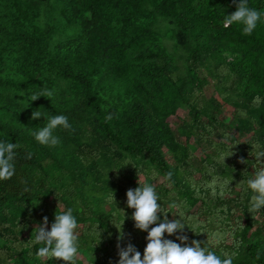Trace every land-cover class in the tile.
I'll list each match as a JSON object with an SVG mask.
<instances>
[{"label":"trees","instance_id":"obj_1","mask_svg":"<svg viewBox=\"0 0 264 264\" xmlns=\"http://www.w3.org/2000/svg\"><path fill=\"white\" fill-rule=\"evenodd\" d=\"M239 3L0 0V142L20 145L15 175L0 181V264H64L38 260L40 245L29 242L45 217L50 231L69 208L79 225L77 264H119L129 244L143 258L148 232L135 227L126 195L138 174L155 186L170 222L179 219L170 203L185 213L189 228L164 239L203 247L220 233L210 247L218 256L236 251L233 264H264V209L253 219V193L240 184L260 167L252 145L264 151V0H247L261 15L250 36L223 27ZM43 89L53 95L32 101ZM225 106L234 110L229 121ZM184 109L175 130L169 119ZM55 115L71 130L54 133L56 146L39 144L33 133ZM220 153L230 156L225 164ZM224 179L232 183L222 196ZM96 225L101 239L90 234Z\"/></svg>","mask_w":264,"mask_h":264},{"label":"clouds","instance_id":"obj_2","mask_svg":"<svg viewBox=\"0 0 264 264\" xmlns=\"http://www.w3.org/2000/svg\"><path fill=\"white\" fill-rule=\"evenodd\" d=\"M261 19L260 12L248 6L247 0H240L237 10L225 16L223 20V27L228 28L232 25L241 26L242 33L246 36L252 35L257 28V24ZM53 92L48 89H43L40 93L31 96L32 101H36L40 97L50 98ZM50 100V99H49ZM252 104L254 107H259L261 104V97H254ZM241 117H246L247 113L243 110L240 111ZM41 112L35 111L32 113V119L37 120L41 118ZM109 115L106 119H111ZM58 129L71 130V125L68 118L64 115H55L47 118L45 126L34 132L35 140L44 146H56L60 143L59 136L54 133ZM252 155L256 158L257 165L260 167L255 168L254 178L248 179L246 182L242 181L240 184L247 186L243 188L245 193L250 189L253 195L250 199L249 213L253 219L264 209V151L260 150L259 144L252 145ZM20 148L18 143L0 142V181L11 180L15 175L14 159L16 156V149ZM230 156L225 153H220L219 161L225 164L226 158ZM31 159V153L27 156ZM131 165V164H128ZM126 165V166H128ZM125 166V167H126ZM133 166V165H132ZM135 167V166H133ZM136 168V167H135ZM138 172V170H137ZM139 176V187L135 190L127 191V206L134 209L132 219L135 221V227L139 230L148 232L147 246L145 248L143 258L131 244L126 249L121 248L119 251V264H233L234 258L238 255L236 251L231 253L222 252L223 258L218 256L215 251L210 250V247H215L220 244L224 237L220 233H215L208 237L206 245L201 246V243L193 240L192 246L181 247L180 244L171 240L164 239V234L169 236L177 231H182L185 226L184 216L185 213L180 210L181 205L173 202L169 207L177 209L178 214H173L174 217H179L172 222L168 220L167 208L161 207L158 203L160 197L156 192V188L151 183H142L141 176ZM172 173L167 174V179L171 180ZM232 180L224 179L220 184L221 195H224L226 189ZM215 195V191L213 192ZM115 202L114 196L110 195L107 199L108 204ZM164 214L163 222H159V214ZM125 220L123 221L124 224ZM48 224L47 217L44 218L43 226H40L34 232L35 235L29 242L30 246L40 245L35 252V257L38 260H55L63 261L64 264H77L79 252V234L77 228L79 227L76 217L73 214V209L69 208L66 212H59L55 214V222L51 226V230L47 231ZM152 227L149 231L150 226ZM123 226V225H122ZM116 227V226H115ZM188 227V226H187ZM195 225L193 226V228ZM119 229L118 227H116ZM189 228V227H188ZM195 233L194 230L191 229ZM94 237L101 239V230L99 225L93 226L90 233ZM183 242H187L186 236L178 237ZM240 243H236V248H239Z\"/></svg>","mask_w":264,"mask_h":264},{"label":"rangeland","instance_id":"obj_3","mask_svg":"<svg viewBox=\"0 0 264 264\" xmlns=\"http://www.w3.org/2000/svg\"><path fill=\"white\" fill-rule=\"evenodd\" d=\"M207 97H211L214 95L212 87H207L204 91ZM233 107L231 106H225V110L222 114V117L225 121H229L231 119L232 113H233ZM188 118V110L184 109L181 113H179L178 116L172 117L169 119L171 125L175 130H177L178 125L181 123V119H187ZM182 140H184L182 138Z\"/></svg>","mask_w":264,"mask_h":264}]
</instances>
